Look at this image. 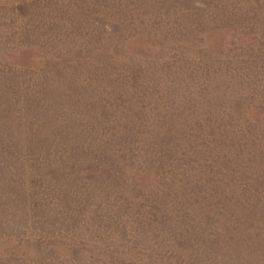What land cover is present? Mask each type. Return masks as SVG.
I'll return each mask as SVG.
<instances>
[{
  "label": "rangeland",
  "instance_id": "rangeland-1",
  "mask_svg": "<svg viewBox=\"0 0 264 264\" xmlns=\"http://www.w3.org/2000/svg\"><path fill=\"white\" fill-rule=\"evenodd\" d=\"M0 264H264V0H0Z\"/></svg>",
  "mask_w": 264,
  "mask_h": 264
}]
</instances>
